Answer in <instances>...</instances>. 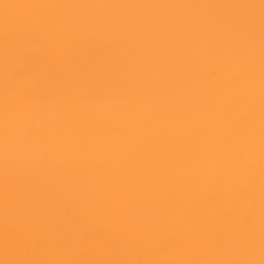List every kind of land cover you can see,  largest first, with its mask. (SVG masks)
Segmentation results:
<instances>
[{
    "label": "bare ground",
    "instance_id": "1",
    "mask_svg": "<svg viewBox=\"0 0 264 264\" xmlns=\"http://www.w3.org/2000/svg\"><path fill=\"white\" fill-rule=\"evenodd\" d=\"M0 264H264V0H0Z\"/></svg>",
    "mask_w": 264,
    "mask_h": 264
}]
</instances>
